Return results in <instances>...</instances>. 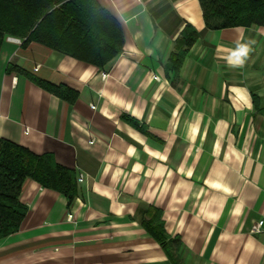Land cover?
<instances>
[{"label": "crops", "instance_id": "crops-1", "mask_svg": "<svg viewBox=\"0 0 264 264\" xmlns=\"http://www.w3.org/2000/svg\"><path fill=\"white\" fill-rule=\"evenodd\" d=\"M98 1L124 35L102 68L35 41L1 45L0 139L75 169L79 191L27 178L0 264H174L147 227L156 215L181 264H264V230L251 232L264 219V26L210 29L199 0ZM187 24L199 37L173 69Z\"/></svg>", "mask_w": 264, "mask_h": 264}, {"label": "trees", "instance_id": "trees-1", "mask_svg": "<svg viewBox=\"0 0 264 264\" xmlns=\"http://www.w3.org/2000/svg\"><path fill=\"white\" fill-rule=\"evenodd\" d=\"M206 26L220 29L232 26H264V0H199ZM24 44L39 42L79 60L104 67L123 48L124 35L119 20L98 0H0V48L7 37ZM199 31L187 24L181 31L179 50L169 65L178 69ZM8 70L24 71L17 66ZM54 93L74 101L78 93L43 79L35 80ZM77 172L58 163L54 156L38 155L8 139H0V239L15 232L26 214L19 194L27 178L56 189L69 199L78 195ZM147 227L163 244L174 264H181V242L169 239L156 215Z\"/></svg>", "mask_w": 264, "mask_h": 264}, {"label": "clouds", "instance_id": "clouds-1", "mask_svg": "<svg viewBox=\"0 0 264 264\" xmlns=\"http://www.w3.org/2000/svg\"><path fill=\"white\" fill-rule=\"evenodd\" d=\"M250 43L238 44L237 48L233 51L228 63L230 67H242L245 59L251 51Z\"/></svg>", "mask_w": 264, "mask_h": 264}, {"label": "built area", "instance_id": "built-area-1", "mask_svg": "<svg viewBox=\"0 0 264 264\" xmlns=\"http://www.w3.org/2000/svg\"><path fill=\"white\" fill-rule=\"evenodd\" d=\"M9 39L14 40L18 43H22V40L20 38L17 37H9ZM80 179H83V175L80 176ZM264 230V219H259L256 222L253 223L252 227H251V232L254 234H259Z\"/></svg>", "mask_w": 264, "mask_h": 264}]
</instances>
